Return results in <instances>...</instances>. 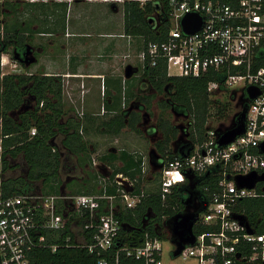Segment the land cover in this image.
<instances>
[{"label":"built area","instance_id":"1","mask_svg":"<svg viewBox=\"0 0 264 264\" xmlns=\"http://www.w3.org/2000/svg\"><path fill=\"white\" fill-rule=\"evenodd\" d=\"M165 3L171 12L167 36L146 44L139 53L143 63L148 61L154 66L164 61L172 76L213 74L217 79L209 82L210 92L235 91L237 81L242 82L245 97L247 87L260 89L256 98L248 100L246 130L235 140L218 146L219 131L211 128L205 142L194 145L188 156L160 159L159 184L164 196L175 185L187 181L190 174L203 176L209 172L218 177L217 189L211 192L208 206L198 220L215 229L196 234V243L188 244L178 256L193 257L198 264H264V233H250L248 226L235 216L241 214L237 206L242 199L264 196V180H258L251 188L240 187L236 180L237 176L253 172L264 174V65L258 62L264 60V0ZM188 14H198L202 20L194 33L185 32L182 24ZM85 93L83 88L82 102ZM105 111L103 105L102 113ZM84 114L82 109L80 115ZM36 132L33 127L32 135ZM147 158L143 162L145 175L150 172ZM115 181L116 194H109L105 186L103 193L48 194L30 190L0 197L3 263L32 264V253L37 248L56 252L60 244L48 241V235L56 236L69 228L61 245L86 248L98 256L97 264H164L162 238L147 232L140 243H132L122 236L124 223L117 212L122 206H137L145 189L135 192L136 181L123 173H118ZM104 201L105 211L100 212ZM81 218H85L84 224L80 223ZM247 224L251 227L248 221Z\"/></svg>","mask_w":264,"mask_h":264},{"label":"trees","instance_id":"2","mask_svg":"<svg viewBox=\"0 0 264 264\" xmlns=\"http://www.w3.org/2000/svg\"><path fill=\"white\" fill-rule=\"evenodd\" d=\"M5 2L12 4L8 2L13 0H5ZM61 4L66 5L65 18H67L68 3ZM170 16L171 12L165 0H146L144 3L140 0H124L125 33L129 36L142 37L143 48L150 41L166 38L170 27ZM5 30L6 33H0L2 46L0 51V197L30 190L62 194L65 187L72 189V194H93L103 193L106 186L109 194H116L115 177L118 173H123L136 181L135 192L141 193L145 189V195L137 206L134 208L122 206L117 212V216L124 223L122 236L132 243H140L147 232L162 239L169 237L171 234L167 230L166 221L185 209L187 199L191 195L190 190L195 189L196 181L197 189L199 188L198 199L202 204L209 201L211 192L217 189V176L206 173L199 177L190 174L187 181L175 185L172 191L164 196L159 184L160 173L157 172L152 180V174L145 175L143 172V162L145 158L148 159L147 156L128 149L113 148L102 153L98 157L102 168L103 164H108L112 169L109 174L104 173L103 170H93L91 172L93 184L78 180L65 183L61 172L64 162L60 145L57 143L59 135H62V146L76 155L82 166L89 164L92 167V154L97 152V148L90 139H86L85 134L91 131V123L100 115L85 113L84 116L75 115L65 118L67 110L64 103L65 81L62 74L46 72L2 74L1 55L13 44L23 46L27 40L26 29L15 26L11 31L6 25ZM258 62L264 65V60ZM143 75L153 86L154 92L149 94L134 92L128 86L127 78H124L123 82L127 83V87L120 80L119 85L114 87L115 92L104 84L106 110L104 114L108 117L96 127L99 132L116 136L123 129L130 128L142 134L143 130L140 127L142 113L136 109L130 111L129 108H125V102L137 98L139 103L150 109L152 101L158 94L168 97L160 102L165 108H173L177 113L182 112L192 116L190 138L194 145L202 144L207 139L206 123L209 115H212L213 108L214 114L225 116L229 103L215 101L210 97L213 92L209 91V82L217 79L215 75L206 74L199 77L168 75L167 64L164 61L154 66L145 61ZM109 94L112 95V103L108 99ZM28 99H32L34 103L29 104ZM33 127L37 129L34 135L31 133ZM156 130L161 132V136L154 142L157 152L170 159L179 156L175 152L173 142L179 137L181 129L165 112H161L158 116L154 132ZM19 158L25 161L24 173L16 177H6L5 172L20 165V163L12 164ZM119 162L122 164L119 165ZM151 181L158 183L153 187H147L146 183ZM105 208L104 201L99 211L104 212ZM237 209L246 217L252 230L264 233V196L244 198L239 202ZM80 223L84 224L85 218H81ZM214 229V226L200 221L194 226L197 235ZM68 232L69 228H66L59 235H48V241L60 244L58 250L52 252L49 248L35 249L32 253V264H97L98 256L88 253L86 248L61 245ZM0 264H4L1 254Z\"/></svg>","mask_w":264,"mask_h":264},{"label":"rangeland","instance_id":"3","mask_svg":"<svg viewBox=\"0 0 264 264\" xmlns=\"http://www.w3.org/2000/svg\"><path fill=\"white\" fill-rule=\"evenodd\" d=\"M55 1L56 0H29V2L25 3V0H13V2H8L12 4H7L5 0H1L0 33L4 34L7 32L5 30L6 25L9 27V29H11V31L13 30L14 26L17 28L26 29V42L34 45V47H32L33 50L31 55H35V58L29 56L31 58H27L22 62L21 59L13 54L11 46V48L1 55L2 74L43 72L41 69L44 66L48 67L50 63L56 62L58 63V67L71 68L70 70H75L78 68L88 70L94 66L93 60L99 59L98 55L102 53L101 49L103 48H100V46H103L102 41L99 40L100 38H82L80 39V42L74 41L73 38L72 40L69 39L68 41H64L66 40L64 37L66 30V5L55 3ZM15 2L18 4V8L13 10L11 7ZM27 3H29V5ZM113 3H115L117 7L120 6V13L122 14L124 5L123 1L119 2L111 0V4ZM38 8L39 11L37 10ZM86 15L89 16L87 19H84L85 21H89V18L94 16L88 12L84 14V16ZM124 36L125 38H115L118 40V42H121V47L118 48V54L121 59H124L125 62H130V64H132L137 69L131 77L127 78L128 86L133 89L134 92L139 94H149L154 92L153 86L143 75L144 63L139 57V53L143 48V38L140 36L129 37L126 33ZM112 39L115 40L114 38ZM132 40H134V42H132ZM125 54H130V56L126 57ZM32 59H39L37 61L38 63L30 64ZM39 64H41L42 67L39 66ZM122 74L123 77L126 78L125 72ZM123 82L124 80H122L121 83L127 87V83ZM82 83L84 82L82 81ZM241 85L242 82L237 81L233 86L235 91L217 89L216 91H213L212 94H210L211 99L215 101H221L222 103H229V106L226 110L225 116L214 114V108L211 110L212 115H209L206 123L208 130L215 128L218 131H223L234 124L235 115L241 110L243 104V88ZM68 87H70L69 84L67 85V88ZM83 88H86V84L84 87H82L81 84V89L83 90ZM123 90H125V88ZM166 98L168 97L164 94H158L157 97L152 101V106L150 109H148L145 105L140 104L139 99L137 98H132L131 102H125V108L129 107V109H137L142 113L143 119L140 122V127L143 130L142 134H138L130 128L123 129L118 136L99 132L96 127L103 119H107L108 116L106 114L100 115L97 120L91 123V125L89 124L92 128L90 132L85 134V137L86 139H90L97 148V152L92 154V167L89 164L82 166L78 157L62 146V135H59L57 143L60 145L62 152L64 167L62 168L61 172L65 183L78 180L83 182H92L93 184V173L91 172L93 170L102 171V164H100L98 157L102 153L113 148H117L118 150L128 149L131 151L141 152L144 154V156H149L150 161V150L155 149L154 142L161 136V132L158 131L156 133H150L149 129L156 127L157 119L161 112H165L171 118V121L181 129L179 137L173 142V147L175 150L178 148L179 144L187 140L192 141L190 138V124L193 120L192 116L182 112L177 113L173 110V108L168 109L162 106L160 102ZM27 102L29 104L34 103L32 99H28ZM84 104V102H74L73 100L70 103L65 104L67 110L65 118L69 116L80 115V111L82 109L84 110ZM85 113L87 112L85 111ZM90 146L93 148L92 145ZM16 163H20V165L18 167H12L7 172H5L6 177H16L24 173L26 169L24 159L19 158L12 164ZM96 164H98V166H94ZM109 170L111 171V169ZM149 171V175L152 174L151 178L153 180L158 170L150 166ZM100 179H102V177H100ZM157 183V181H151V183H146V186L153 187ZM64 194H72V189L65 187ZM167 230L170 233L169 229ZM163 242L164 264H198V261L193 257L185 259L183 257L174 256L173 252L175 249V244L171 241V235L166 239H163Z\"/></svg>","mask_w":264,"mask_h":264},{"label":"crops","instance_id":"4","mask_svg":"<svg viewBox=\"0 0 264 264\" xmlns=\"http://www.w3.org/2000/svg\"><path fill=\"white\" fill-rule=\"evenodd\" d=\"M1 2V0H0ZM29 0H25V3ZM68 3V12L66 18V30L64 37L80 42V39L100 38L103 46H100L101 52L97 60H93L94 66L85 69L70 70L65 67H58V63H50L48 67L44 66L41 71L52 74H62L65 79L64 89V103L68 104L72 100L82 102V81L86 84V93L84 96V110L93 115H102V107L105 102L104 84L112 92H115V86L119 85L120 80H124L123 74L125 68L130 62H125L119 56L118 48L121 47V42L115 38H125V21H124V5L122 14L120 13V6L115 7V3L111 4V0H56L55 3ZM31 3V2H30ZM46 3V2H42ZM29 5V3H27ZM124 4V2H123ZM18 4L11 9H17ZM39 11V8L37 9ZM93 14L89 21H85L89 15L84 16L86 13ZM15 27V26H14ZM13 27V29H14ZM129 36V35H128ZM131 37V36H130ZM109 38V39H108ZM114 38L115 40H113ZM134 42V40H132ZM29 46L34 45L27 43ZM143 49V48H142ZM126 55V54H125ZM35 58V55L32 58ZM73 57V55H72ZM31 58V57H28ZM39 59H32L31 63H38ZM92 63V62H91ZM98 64V66H97ZM41 66V64H39ZM42 67V66H41ZM107 81V83H105ZM69 84L70 87L67 88ZM77 87V88H76ZM112 103V95L108 97ZM68 102V103H67ZM141 104V103H140ZM129 108V107H128ZM130 111L133 109H129ZM137 110V109H136ZM158 132L157 130L154 132ZM119 135V134H118ZM117 135V136H118ZM158 139V138H157ZM156 139V140H157ZM155 140V141H156ZM156 149V148H155ZM151 151V150H150ZM178 155V149L175 150ZM149 157V156H148ZM121 162H119L120 164ZM150 163V161H149ZM122 164V163H121ZM151 166V164H150ZM108 164H103V172L108 174L111 172ZM158 172V171H157ZM155 173V172H154ZM153 173V174H154ZM64 193V190L63 192Z\"/></svg>","mask_w":264,"mask_h":264},{"label":"water","instance_id":"5","mask_svg":"<svg viewBox=\"0 0 264 264\" xmlns=\"http://www.w3.org/2000/svg\"><path fill=\"white\" fill-rule=\"evenodd\" d=\"M182 24L185 32L194 33L201 27L202 20L198 14H188L182 19ZM136 70L137 69L132 64H128L125 68V77H131ZM245 93L246 97L243 100L241 110L235 115L234 124L223 131H219L217 140L218 146L227 145L235 140L238 135L245 132L249 109L248 100L256 98L260 94V89L256 86H249ZM193 147L194 144L190 140H187L180 150H178L179 154L181 156H188ZM186 148L188 149L185 150ZM262 149L264 151V144L262 145ZM161 157L162 155H160L156 149L150 151V164L158 171L162 168V163L160 162ZM207 174H209V172ZM236 180L240 187L248 186L251 188L255 186L258 180H264V174L259 176L256 172H253L247 176H237ZM195 195L196 192L191 191V195L186 202L187 207L166 221V226L171 233V241L176 246L173 252L174 256H178L188 244L194 245L196 243L197 235L194 231V226L199 220L201 211L207 208L208 202L203 203L202 206L199 207L195 201ZM235 216L248 226V231L250 233L253 232L251 227L247 224V219L244 215L239 214Z\"/></svg>","mask_w":264,"mask_h":264},{"label":"flooded vegetation","instance_id":"6","mask_svg":"<svg viewBox=\"0 0 264 264\" xmlns=\"http://www.w3.org/2000/svg\"><path fill=\"white\" fill-rule=\"evenodd\" d=\"M9 48H11V46L9 47ZM1 49H2V46H1V42H0V51H1ZM32 50H33V48H32V46H29L28 44H27V42L23 45V46H21V45H16V44H13L12 45V51H13V54L16 56V57H18L19 59H21L22 60V62L23 61H25L29 56H32L31 55V53H32ZM242 100H244V98H245V96L244 95H242ZM153 130V132H151ZM154 130H155V127L154 128H150L149 129V131H150V133H154ZM183 144H184V142L183 143H181V144H179V146H178V150H180V148L183 146ZM200 176H202V175H200ZM199 176V177H200ZM197 187H198V182L196 181L195 183H194V188L195 189H193V190H190V192L191 191H193V192H196V197H195V201H196V203L198 204V206L200 207V206H202V202H200V200L198 199V197H197V194H198V189H197ZM186 207H187V205H186ZM185 207V208H186Z\"/></svg>","mask_w":264,"mask_h":264}]
</instances>
